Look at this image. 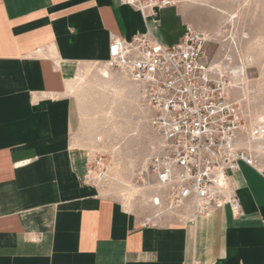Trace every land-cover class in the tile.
I'll return each instance as SVG.
<instances>
[{
    "label": "crops",
    "instance_id": "0c3cea01",
    "mask_svg": "<svg viewBox=\"0 0 264 264\" xmlns=\"http://www.w3.org/2000/svg\"><path fill=\"white\" fill-rule=\"evenodd\" d=\"M174 6L144 19L120 0H0V264H264L256 157L231 177L241 216L225 205L186 226L143 227L83 179L72 79L106 63L112 37L176 43L188 23Z\"/></svg>",
    "mask_w": 264,
    "mask_h": 264
},
{
    "label": "built area",
    "instance_id": "2783aa9c",
    "mask_svg": "<svg viewBox=\"0 0 264 264\" xmlns=\"http://www.w3.org/2000/svg\"><path fill=\"white\" fill-rule=\"evenodd\" d=\"M144 19L174 0H120ZM207 32L185 24L176 43L163 44L150 33L129 41L111 38L108 67L124 72L140 93L156 140L154 152L135 184L151 213L142 226L193 225L225 205L234 217L242 208L231 177L242 162L255 167L246 147L249 126L243 109L230 93L226 76L208 62ZM104 158L91 159L84 181L99 186ZM93 172L95 177L90 178ZM169 224V225H171Z\"/></svg>",
    "mask_w": 264,
    "mask_h": 264
},
{
    "label": "rangeland",
    "instance_id": "374dc122",
    "mask_svg": "<svg viewBox=\"0 0 264 264\" xmlns=\"http://www.w3.org/2000/svg\"><path fill=\"white\" fill-rule=\"evenodd\" d=\"M174 1L184 24L209 34L208 62L227 75L230 93L249 126L246 147L264 164V141L254 139L257 123L264 118V0ZM87 65L91 66L72 79L69 90L79 126L75 139L87 148L91 159L103 156L102 192L148 216L151 207L135 184L156 145L148 111L124 72L109 70L102 63ZM103 71L109 73L108 79L102 78Z\"/></svg>",
    "mask_w": 264,
    "mask_h": 264
},
{
    "label": "bare ground",
    "instance_id": "6f19581e",
    "mask_svg": "<svg viewBox=\"0 0 264 264\" xmlns=\"http://www.w3.org/2000/svg\"><path fill=\"white\" fill-rule=\"evenodd\" d=\"M217 10H219V9H217ZM220 12H222L221 10H219ZM232 15V14H231ZM232 17V16H231ZM234 18V17H233ZM232 18V19H233ZM105 66L109 69V70H112V69H110L109 67H108V65H107V63H105ZM211 68L215 71V73H217V74H221L222 76H227V75H225V72H223V70H220L218 67H216V66H214L213 64H211ZM103 77L102 78H105V79H108L109 78V73L107 72V71H103ZM229 87L230 88H232V85L230 84V82H229ZM230 91H231V89H230ZM238 103V102H237ZM264 123V118L263 117H261L260 118V120H259V122L257 123L258 124V127L256 128V132H255V137L256 138H254L255 139V141H258V142H262V141H264V126H262V124ZM254 141V142H255ZM252 143V142H251ZM246 144H247V142H246ZM256 147V146H255ZM260 147V146H259ZM254 148V147H253ZM258 148V147H257ZM264 148V147H263ZM247 149H248V147H247ZM249 150V149H248ZM259 150V149H258ZM262 150V149H261ZM250 151V150H249ZM251 153V152H250ZM255 153V152H254ZM262 153V152H261ZM260 153V154H261ZM251 155H252V153H251ZM253 156V155H252ZM144 168V167H143ZM93 177H95L94 175H93V172H91L90 173V178H93ZM127 188H128V186H127ZM130 191V190H129ZM134 191V190H133Z\"/></svg>",
    "mask_w": 264,
    "mask_h": 264
}]
</instances>
